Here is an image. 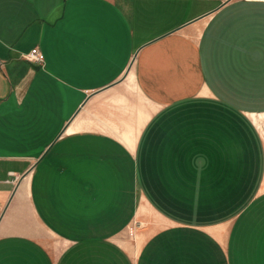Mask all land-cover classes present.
Segmentation results:
<instances>
[{"label":"crops","instance_id":"obj_1","mask_svg":"<svg viewBox=\"0 0 264 264\" xmlns=\"http://www.w3.org/2000/svg\"><path fill=\"white\" fill-rule=\"evenodd\" d=\"M263 127L264 0H0V264H264Z\"/></svg>","mask_w":264,"mask_h":264},{"label":"built area","instance_id":"obj_2","mask_svg":"<svg viewBox=\"0 0 264 264\" xmlns=\"http://www.w3.org/2000/svg\"><path fill=\"white\" fill-rule=\"evenodd\" d=\"M25 57H26V59H28L32 62H38V63H43L45 60V56L39 48H33L29 52V54H27ZM12 175L14 176V179L13 180H7V181L12 182L17 178V176H15L14 174H12ZM3 211H4V205L1 204V202H0V216L2 215Z\"/></svg>","mask_w":264,"mask_h":264},{"label":"rangeland","instance_id":"obj_3","mask_svg":"<svg viewBox=\"0 0 264 264\" xmlns=\"http://www.w3.org/2000/svg\"><path fill=\"white\" fill-rule=\"evenodd\" d=\"M263 129H264V127H263ZM12 182H14V181H12ZM4 208H5V206H4Z\"/></svg>","mask_w":264,"mask_h":264}]
</instances>
